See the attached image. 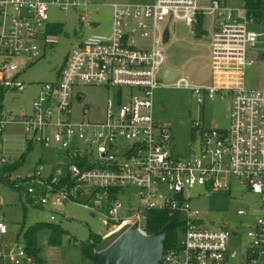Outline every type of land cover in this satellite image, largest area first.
Returning <instances> with one entry per match:
<instances>
[{"label": "built area", "instance_id": "obj_1", "mask_svg": "<svg viewBox=\"0 0 264 264\" xmlns=\"http://www.w3.org/2000/svg\"><path fill=\"white\" fill-rule=\"evenodd\" d=\"M89 0H0V92L22 90L18 74L40 59L57 42L47 21L49 6L78 12L87 19ZM109 31L79 39L65 55L55 78L38 85L27 115L11 117L0 105V142L5 125L21 126L23 144L60 151L63 170L43 174L39 162L24 175L7 179L21 189L49 219L66 203L100 212L109 240L135 226L145 229L147 212L164 211L175 218V243L162 251L165 264H264V89H247L244 70L254 63L260 33L243 6L230 0H150L111 3ZM181 20L189 29L199 22L208 38L210 82L190 86L177 75L169 82L161 76L164 63L162 32ZM205 22L206 28L203 27ZM264 33V32H262ZM160 76V81L158 80ZM76 84L113 89L103 105L100 120H89ZM158 88L188 89L198 103L214 95L231 97L227 128L193 123L196 139L185 157L171 154L169 127L154 121L153 92ZM73 103H80L72 119ZM0 151V166L8 162ZM233 182L260 196L250 213L246 242L238 254L228 245L234 231L210 229L189 208L194 187L230 192ZM6 233L0 216V235ZM115 237V238H116ZM114 238V239H115ZM113 239V240H114ZM112 240V241H113ZM35 264L20 243L7 253L0 250V264Z\"/></svg>", "mask_w": 264, "mask_h": 264}, {"label": "rangeland", "instance_id": "obj_2", "mask_svg": "<svg viewBox=\"0 0 264 264\" xmlns=\"http://www.w3.org/2000/svg\"><path fill=\"white\" fill-rule=\"evenodd\" d=\"M87 19L79 23L78 12L73 9L60 10L49 6L47 21L59 22L61 30L55 32L57 42L45 50L44 55L21 71L17 79L22 83V90L7 91L1 101L2 111L11 117L27 115L33 98L39 91L38 85L53 81L65 55L75 43L90 33H106L109 31L111 3L147 2L150 0H89ZM236 6L242 5V0H230ZM203 27L206 28L205 22ZM250 28L260 33L257 38L256 50L251 52L254 63L244 70V84L247 89H264V33L260 26L251 24ZM164 63L162 68L175 70L179 76L186 78L190 86L205 85L210 82L209 46L203 37H195L189 26L181 20L169 24V39L164 43ZM160 81V76L158 75ZM75 90L81 96V103L89 108L88 119L100 120L105 100L111 97L113 89L99 86L76 84ZM214 95L211 101L205 99L198 103L188 89L158 88L153 92L152 111L155 122L167 125L173 139L171 154L175 157H185L189 153V142L196 139V133L191 128L193 123L203 127L227 128L228 114L231 106L229 94ZM72 119L79 114L80 103H73ZM0 142V151L11 161L16 160L24 149L21 126L5 125ZM26 154L24 163L14 174L24 175L32 170L37 163L43 165V174L63 170L65 163L62 152L43 149L32 144ZM189 208L196 211L203 225L210 229L226 227L234 231L228 248L238 254L246 242V228L249 220L238 215L239 210L250 213L257 207L260 196L252 192L238 189L233 182L230 192L204 191L194 187L190 193ZM64 217L54 212L53 220L49 219L46 209L32 204L24 195L0 184V216L6 228V233L0 236V250L8 252L16 243H22V237L16 240L19 228L22 230L36 223H52L58 225L65 234L59 244H47L48 231L41 229L36 234V245L41 264H94L89 258H82L78 242L84 241L89 233L103 234L108 230L100 212H91L79 205L66 203L62 207ZM116 236H114L115 238ZM113 238V237H112ZM111 238V239H112ZM109 239V240H111ZM108 240V241H109ZM8 264V261H5Z\"/></svg>", "mask_w": 264, "mask_h": 264}, {"label": "trees", "instance_id": "obj_3", "mask_svg": "<svg viewBox=\"0 0 264 264\" xmlns=\"http://www.w3.org/2000/svg\"><path fill=\"white\" fill-rule=\"evenodd\" d=\"M242 6L246 15L253 20V24L260 26L261 32H264V0H242ZM49 30L52 32H59L61 30V24L58 22L50 25ZM192 33L195 37H202L205 31L200 28L199 22L193 26ZM3 98L2 92H0V105ZM32 143H26L24 149L19 157L14 161H8L0 166V184L7 186L10 189L18 192H23L21 189L14 188L12 183L7 179V176L14 173L24 163L26 154L31 150ZM25 197L30 201L28 196L24 193ZM31 202V201H30ZM32 203V202H31ZM173 223L176 226L175 218L168 217L164 211L150 210L147 212L145 220V229L148 234L159 231L163 226L168 223ZM45 229L48 231L47 244L54 246L59 244L60 239L65 231L58 225L52 223H36L22 230L19 228L16 234V240L21 235L23 250L34 259L35 264H41V259L38 256L39 249L36 245V234L39 230ZM102 234L89 233L84 241L78 242V247L82 258H89L93 260V254L99 250L105 248L113 239L104 240L101 238ZM175 243V236L172 233L167 237L164 242L163 248L172 246Z\"/></svg>", "mask_w": 264, "mask_h": 264}, {"label": "water", "instance_id": "obj_4", "mask_svg": "<svg viewBox=\"0 0 264 264\" xmlns=\"http://www.w3.org/2000/svg\"><path fill=\"white\" fill-rule=\"evenodd\" d=\"M208 41V38H204ZM168 40V30L165 25L162 32V42ZM178 75L171 70H163L161 76L165 82L171 81ZM173 228V223H168L159 231L142 236L137 233L132 225L105 248L93 254L94 264H165L162 261L164 242Z\"/></svg>", "mask_w": 264, "mask_h": 264}, {"label": "crops", "instance_id": "obj_5", "mask_svg": "<svg viewBox=\"0 0 264 264\" xmlns=\"http://www.w3.org/2000/svg\"><path fill=\"white\" fill-rule=\"evenodd\" d=\"M54 23H56V22H54ZM204 39V38H203ZM205 40V39H204ZM206 41V40H205ZM163 70H165L164 68H163ZM167 70H171V69H167ZM171 71H175V70H171ZM176 72V71H175ZM210 78H211V74H210ZM2 235H4V234H2ZM1 236V235H0ZM18 243V242H17ZM21 244V243H20Z\"/></svg>", "mask_w": 264, "mask_h": 264}]
</instances>
